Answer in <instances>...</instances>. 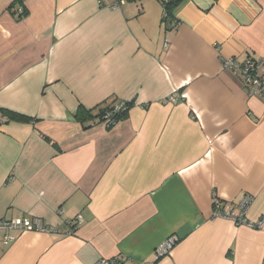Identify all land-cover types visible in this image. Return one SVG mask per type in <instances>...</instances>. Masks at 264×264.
<instances>
[{"label":"crops","instance_id":"0c3cea01","mask_svg":"<svg viewBox=\"0 0 264 264\" xmlns=\"http://www.w3.org/2000/svg\"><path fill=\"white\" fill-rule=\"evenodd\" d=\"M114 1L0 0V107L31 118H0V219L52 228L0 264H264V96L221 66L264 56V0H183L166 27L158 0ZM244 196L262 228L211 218Z\"/></svg>","mask_w":264,"mask_h":264},{"label":"built area","instance_id":"2783aa9c","mask_svg":"<svg viewBox=\"0 0 264 264\" xmlns=\"http://www.w3.org/2000/svg\"><path fill=\"white\" fill-rule=\"evenodd\" d=\"M133 1V0H130ZM129 0H115L109 4V8H119L130 2ZM19 17L23 16V8L17 10ZM176 24V22H175ZM166 45V42H164ZM221 66L226 70H237L242 76L246 86L248 95L264 96V56L256 59H246L244 62H236L233 58H222ZM182 99L181 96L172 94L165 99L167 102H176ZM124 102H119L113 105V110L124 106ZM112 111L107 110L103 115V123L105 126L114 124L111 121ZM252 201V196H244L236 205H227L220 207L216 198L212 199V214L211 218H226L234 222L236 225H246L251 228H262L263 220L251 221L246 217V211ZM59 213L61 211H58ZM81 218L76 219V223H80ZM23 231H52L40 218L34 216L21 215L10 219H0V242L7 244L15 239L13 232ZM69 233L72 230H68ZM178 237L174 234L169 235L163 242H161L155 249V254L160 258L168 254L170 250L178 242ZM127 262L122 257H113L110 259L100 260V264H126ZM134 264V263H129Z\"/></svg>","mask_w":264,"mask_h":264},{"label":"trees","instance_id":"16d2710c","mask_svg":"<svg viewBox=\"0 0 264 264\" xmlns=\"http://www.w3.org/2000/svg\"><path fill=\"white\" fill-rule=\"evenodd\" d=\"M133 1H135V0H133ZM158 1L161 3L162 9H163L162 10V18H161L160 22L162 24H165V27H166V24L168 22L169 23L176 22L174 11L177 8L178 4L183 0H158ZM106 6H108V4ZM24 13H25V11H23V15H24ZM120 102H124L126 108H124V106H122L119 109L113 110L114 109L113 105L112 106H105L104 108L99 109V112H98L99 114H97L99 119H101V121L103 122V115H104V113H106L107 110L112 111L111 121H113L114 124L117 123L120 119H122L126 115L128 109L130 107V102H127L125 100L120 101ZM77 115H78V118H80L82 121H84V120L88 119L89 117H91V110H88L85 108H79ZM0 118H4V120H15V121H29L31 119L29 116H27L23 113L17 112V111L12 110V109L3 108V107H0ZM114 124L108 125L106 127L110 128Z\"/></svg>","mask_w":264,"mask_h":264}]
</instances>
